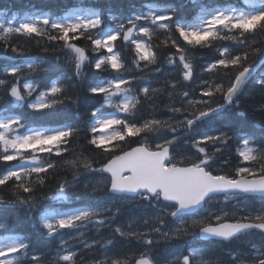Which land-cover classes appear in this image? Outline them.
<instances>
[{
    "label": "snow or ice",
    "instance_id": "obj_1",
    "mask_svg": "<svg viewBox=\"0 0 264 264\" xmlns=\"http://www.w3.org/2000/svg\"><path fill=\"white\" fill-rule=\"evenodd\" d=\"M192 3L199 9L192 19L181 12L182 4L152 0L127 14L81 6L61 15L36 11L0 19V45L24 57L0 72V94L8 97L0 104V189L11 188L14 197H0V264H264V120L252 126L240 112L248 83L264 90V72L258 74L254 60L264 55V0ZM160 34L163 46L174 50L166 57L153 42ZM21 37L70 53L72 74L30 62L29 50L13 43ZM129 45L131 64L122 55ZM195 49L213 51L196 64L189 55ZM162 59L179 67V78L163 89L139 83L144 77L137 71L158 74ZM48 71L55 78L42 86L25 75ZM80 87L89 104L84 128L77 123ZM165 91L163 119L155 100ZM82 131L89 155L73 147ZM185 141L186 151H177ZM233 141L236 163L230 172L217 171L214 165ZM62 172L72 179L60 178ZM82 173L95 182L74 193ZM89 190L103 193V203L83 202ZM221 197L225 207L209 211ZM125 202L143 208L152 227L142 231L129 223L116 226L112 238H86L83 229L99 233L111 226ZM17 208L39 213L36 240L6 222L8 210ZM64 230L77 235L63 239ZM250 230H259L261 242L228 249L227 261L200 246L231 243ZM57 237L54 248L37 250L46 238ZM161 240L184 241L187 254L161 261L153 254ZM72 241L82 245L81 252L99 248L103 255L86 261ZM117 242L127 248L110 254Z\"/></svg>",
    "mask_w": 264,
    "mask_h": 264
},
{
    "label": "trees",
    "instance_id": "obj_2",
    "mask_svg": "<svg viewBox=\"0 0 264 264\" xmlns=\"http://www.w3.org/2000/svg\"><path fill=\"white\" fill-rule=\"evenodd\" d=\"M152 2L160 3V4H177L183 5L181 8V12L187 16L188 19H192L194 15L198 12V5L192 3V0H152ZM207 3H214L216 5H227L229 3L234 2V0H205ZM235 2H242V0H235ZM145 3V0H0V19L10 18L13 15L20 16L24 14L34 13L36 11H45L49 12L53 15H61L65 12L73 10L75 7L81 6H93L97 10H101L105 12L107 15L108 9H112L115 13H124L127 14L132 11L134 8L139 9L141 5ZM164 36L162 34L158 35L157 38H154V43L160 45V53L166 57L167 53L170 51H174L169 47H164L162 41ZM20 46L29 50L28 59L30 62H35L40 65L42 68H49L50 66L56 68L59 71L67 75L72 74V57L68 52H53L51 50L52 46L48 45L46 41L41 40L38 45L36 40H26L21 37L17 40L13 41ZM83 43V41H82ZM120 43V42H118ZM226 43V42H222ZM49 47L48 52H44L42 50L43 47ZM256 47H260V44H257ZM132 46H127L122 51V55L125 60L131 64V60L133 59V52L131 51ZM212 51L210 49H195L192 50L189 55H191L194 59V63L200 64L206 60H208ZM59 57V59H57ZM24 57L18 56L16 53H12L10 49H5L2 45H0V72L6 65H10L12 63H20ZM255 62L259 65V72H264V64L261 63L264 60V55L257 54L254 57ZM162 69L160 73H155L154 71L145 70L143 73L137 71V75L143 76L144 79L142 81H138L139 83L150 85L151 88L154 89H163L165 88V82L169 80H174L179 78L180 70L178 66L170 65L166 62V59H162L159 65ZM94 69H85V72L91 73L94 72ZM200 74V70L197 71V75ZM27 79L30 81H34L38 86H42L49 82L50 78H55L51 71L48 72H37V73H26ZM107 75V73L105 74ZM9 79H12L9 77ZM24 80L22 78L21 83ZM77 94L81 97L82 101L80 103L79 111L81 113V118L77 119L78 126L84 128L85 122L88 118V107L89 104L87 101H84V97L87 95L84 87H80L78 89ZM100 99V98H96ZM8 97L0 94V104H6ZM169 103V98L167 92L160 93L156 100L155 104L158 106L156 114L163 119H166L167 116L164 114L165 109L164 106ZM240 103L242 105L240 112L246 118V122L249 125L254 126L258 121L264 120V90L260 88L255 81L250 82L243 89L242 95L240 97ZM143 111V109H142ZM151 112V109H148ZM75 109H73L70 115L74 116ZM188 141L182 143L177 151L185 152L187 148ZM73 147L77 153L83 151L85 155H89L86 141V133L81 132L78 140L74 142ZM237 144L235 141L232 142L231 147L224 150V153L221 154V159L218 160L217 164L214 165V168L217 171L230 172L232 165L236 163V150ZM190 155V153H189ZM225 160L229 163L226 165ZM15 163V162H13ZM66 177L71 180L72 176L69 172H62L61 177ZM78 183L74 188V193H82L85 190V185H89V189L91 188V182H95L94 178L88 174L82 173L80 177H78ZM56 180H52L50 182L49 187L55 188ZM50 194V193H49ZM103 193H91L89 190L88 195L82 197L83 202L100 204L103 203ZM0 197L4 200H12L13 192L11 188H3L0 189ZM81 201H77L79 204ZM59 206V205H58ZM227 210H231V203L227 205ZM61 210H64L63 208ZM125 214V215H124ZM39 213L32 212L28 215H25V210L21 208L8 210L6 215V222L10 227L15 228L18 232L31 237L33 240H36L41 235V227L37 221ZM239 215V213H238ZM132 222V218L126 219V211L121 207V212L119 215L115 217L114 222L111 226L103 227L99 233H97L94 228H86L83 229L86 233V238L88 239H96L100 240L102 238H112V232L115 227L118 225L126 226V223ZM66 235L63 239H70L72 236H76V233H67V230H64ZM184 240L190 242L192 240L191 237H185ZM262 240V236L260 232L257 230L249 231L247 234L242 235L238 240H233L231 243H218V242H208L205 243L209 249V255L213 258H220L224 261L228 260L227 255L225 254L228 249H236L242 248L245 245V242L252 241L254 243L259 244ZM60 242V238L57 237L55 240H51L50 238H46V241L42 242L40 246H38V251H44L47 248H54ZM76 244V250L81 252L82 245L79 244L78 241H72ZM204 244V245H205ZM187 245L184 241H169V243L161 242L155 247L154 252L156 256L160 258L161 261L175 260L173 259L175 253H177L178 257L187 254L185 249ZM127 245L123 242H117V246L115 249H110L111 252H115L118 250H125ZM164 252V253H163ZM81 254L84 256L86 261H90L93 259H99L102 257V250L97 248L91 251H82ZM178 264V261H177Z\"/></svg>",
    "mask_w": 264,
    "mask_h": 264
},
{
    "label": "rangeland",
    "instance_id": "obj_3",
    "mask_svg": "<svg viewBox=\"0 0 264 264\" xmlns=\"http://www.w3.org/2000/svg\"><path fill=\"white\" fill-rule=\"evenodd\" d=\"M104 195H102L103 198ZM215 202V201H213ZM219 202H222V200H218L217 203H214V205H217ZM124 206H128L127 209H124L126 211V219L128 220L129 217L132 218V222H130L132 224V227L134 228H139L140 230L144 231V230H148L149 228L152 227V221L150 218L145 217L142 215V213L144 212V209L141 207L136 206L135 204L131 203V202H125L124 204H122ZM223 206V205H221ZM135 210V213H133ZM125 215V214H124ZM168 217H166L165 219L167 220ZM145 219H149V223L145 224L144 220ZM129 223H126V226ZM170 226H172L171 224H169ZM163 231H167V228H162Z\"/></svg>",
    "mask_w": 264,
    "mask_h": 264
},
{
    "label": "bare ground",
    "instance_id": "obj_4",
    "mask_svg": "<svg viewBox=\"0 0 264 264\" xmlns=\"http://www.w3.org/2000/svg\"><path fill=\"white\" fill-rule=\"evenodd\" d=\"M170 220L169 218H167V221Z\"/></svg>",
    "mask_w": 264,
    "mask_h": 264
}]
</instances>
